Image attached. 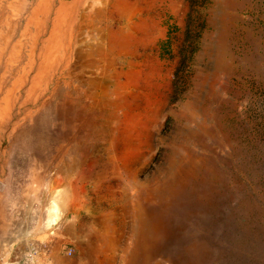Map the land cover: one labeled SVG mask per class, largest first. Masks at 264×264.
<instances>
[{
	"label": "rangeland",
	"instance_id": "rangeland-1",
	"mask_svg": "<svg viewBox=\"0 0 264 264\" xmlns=\"http://www.w3.org/2000/svg\"><path fill=\"white\" fill-rule=\"evenodd\" d=\"M27 1L0 0V264H101L105 238L125 264L135 205L166 222L153 264H264V0H104L108 70L81 46L39 78Z\"/></svg>",
	"mask_w": 264,
	"mask_h": 264
},
{
	"label": "bare ground",
	"instance_id": "bare-ground-1",
	"mask_svg": "<svg viewBox=\"0 0 264 264\" xmlns=\"http://www.w3.org/2000/svg\"><path fill=\"white\" fill-rule=\"evenodd\" d=\"M28 1L25 3V7L27 8L26 12L29 17L27 19L26 28L18 42L22 43V38L26 36L28 30L35 27L36 32L31 38L33 49L31 50L30 58L32 59L33 55L35 56L36 54L39 39H42L44 35L48 36L46 39L41 40L42 47L38 54L40 62H37L35 67L38 72V75L35 74L36 78H39L42 72H48L50 66L54 63H57L58 65L54 69L55 76L57 73H60L59 68L62 67V63L67 62L68 68L75 49L78 47L83 49L81 46L87 47L85 50L90 59L89 62L91 66H97L98 68L96 73L104 74V72L108 70V64L105 61L108 55H114V51H109L112 46H110V48H105V46L111 41L110 35L112 31L107 30V28H98L94 25V23H96L94 22L95 17L101 13V8H99L98 5L105 2L104 0H73L71 2L68 1L69 3L67 4L62 3L58 8L54 7L55 4L51 3V0ZM53 15H55V17H53ZM40 16H42V18ZM66 22L67 29H65ZM40 29L42 31H40ZM83 34L86 36L82 37ZM61 37L63 38V42H60ZM64 40H66V43ZM114 43H116V41H114ZM61 50L63 51L61 52ZM55 59L58 62L53 61ZM65 69L66 68L62 70V73ZM91 84H93V82ZM76 94L75 97L67 94V111L95 110L96 105L98 104V101L96 103L97 96L92 95L95 99L94 102H92L89 101L92 98H89L91 95H88V93H84L83 95V93L77 91ZM87 101L96 104H89ZM133 209L134 221L130 228V240H128V243L123 247L125 252V257L123 256L124 262L125 264H153L158 257L162 256V252L159 250V244L166 237V222L163 221V216L157 214L158 212L148 214L136 205ZM160 220L164 224L161 223ZM121 231L125 233L124 229ZM106 234L108 236L111 235L110 232ZM110 241L111 240L108 238H105L104 240L105 247H103L104 249L102 250L105 258L102 260L101 264H114L115 256L113 252L121 247L119 244H112Z\"/></svg>",
	"mask_w": 264,
	"mask_h": 264
},
{
	"label": "built area",
	"instance_id": "built-area-1",
	"mask_svg": "<svg viewBox=\"0 0 264 264\" xmlns=\"http://www.w3.org/2000/svg\"><path fill=\"white\" fill-rule=\"evenodd\" d=\"M69 253H70V254L72 253V250H71V249H69Z\"/></svg>",
	"mask_w": 264,
	"mask_h": 264
}]
</instances>
